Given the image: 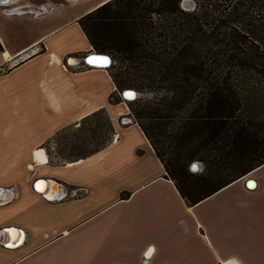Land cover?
Wrapping results in <instances>:
<instances>
[{
    "label": "crops",
    "instance_id": "1",
    "mask_svg": "<svg viewBox=\"0 0 264 264\" xmlns=\"http://www.w3.org/2000/svg\"><path fill=\"white\" fill-rule=\"evenodd\" d=\"M107 1L0 0V264H264V164L189 206L139 125L120 123L129 110L107 68L83 61L78 24ZM99 110L116 140L53 162L45 145Z\"/></svg>",
    "mask_w": 264,
    "mask_h": 264
},
{
    "label": "trees",
    "instance_id": "2",
    "mask_svg": "<svg viewBox=\"0 0 264 264\" xmlns=\"http://www.w3.org/2000/svg\"><path fill=\"white\" fill-rule=\"evenodd\" d=\"M182 1L108 0L78 24L91 52L117 54L111 102L130 104L165 177L193 206L264 164V47L229 17L210 21ZM124 90L137 97L125 101Z\"/></svg>",
    "mask_w": 264,
    "mask_h": 264
},
{
    "label": "rangeland",
    "instance_id": "3",
    "mask_svg": "<svg viewBox=\"0 0 264 264\" xmlns=\"http://www.w3.org/2000/svg\"><path fill=\"white\" fill-rule=\"evenodd\" d=\"M189 1L192 6L190 10L197 6L203 15L210 18V21L216 19L219 22L223 17H229L230 23H234L240 30L250 36L257 45L264 47V0ZM111 57L115 62H118L117 54H112ZM140 96L158 98L160 94L145 93L140 94ZM118 99L115 95L113 101L116 102ZM133 99L126 101L129 102ZM129 105L127 102L123 103L122 107L126 112L130 110ZM126 117H129V115L119 118L122 125H124L122 121L124 122ZM111 137L112 130L108 118L105 113L100 112L80 122L75 128L69 127L62 130L44 148L53 162L73 160L107 144Z\"/></svg>",
    "mask_w": 264,
    "mask_h": 264
},
{
    "label": "water",
    "instance_id": "4",
    "mask_svg": "<svg viewBox=\"0 0 264 264\" xmlns=\"http://www.w3.org/2000/svg\"><path fill=\"white\" fill-rule=\"evenodd\" d=\"M181 6L183 7L184 10H187L189 11L191 9V2L189 0H183L182 1V4ZM94 57H102L103 59V64L102 65H99V64H96L95 62V59H98V58H93ZM84 62L90 66H95V67H100V68H108L112 62L111 60V57L107 54H102V55H99L97 53H89L88 55H86V57L84 58ZM122 96L124 98H126L127 100H130V99H133L135 98V93L134 91L132 90H124L122 91ZM128 94V95H127ZM129 94H134V95H129ZM127 95V96H125ZM202 169L201 167V164L199 162H193L190 166V170L192 172H199L200 170ZM40 179H36L34 181V183L36 184V182H39ZM48 183L50 184H55L57 185L58 187V191H56V193H60L61 192V186H60V183H58L57 181L55 180H48ZM38 191V190H37ZM0 192H3V193H6V189H0ZM40 193H43V192H40ZM55 193V194H56ZM55 194L54 196L50 197L51 199H54L55 198ZM48 196V195H47ZM49 197V196H48ZM4 199L2 197H0V201H3ZM11 231H15V229L13 228H8V229H5V233H8L10 235V241L12 243V245H9L10 241H7L5 243V245L7 247H10V246H16V245H19L21 243V237H22V233L20 232V236L18 238H16L15 240H13L12 238V235H11ZM3 238V233L0 231V241H2L1 239ZM14 241V242H12Z\"/></svg>",
    "mask_w": 264,
    "mask_h": 264
},
{
    "label": "built area",
    "instance_id": "5",
    "mask_svg": "<svg viewBox=\"0 0 264 264\" xmlns=\"http://www.w3.org/2000/svg\"><path fill=\"white\" fill-rule=\"evenodd\" d=\"M68 1H75V0H68ZM43 11L45 10V9H42ZM4 11H6V13H9V12H12L13 11V9L12 8H7V9H5ZM94 53V52H93ZM81 60H83V57L82 56H71L70 57V61H72L71 62V64H79V62L81 61ZM84 61V60H83ZM133 122V118L131 117V116H129V117H126L125 119H124V122L122 121V123L123 124H126V123H128V122ZM112 140L113 141H115L116 140V135H113L112 136ZM87 192V190L85 189V188H75V189H71V190H69V191H67L61 198H66V197H76V196H79V195H81V194H83V193H86ZM60 195V194H59ZM58 196H56L55 195V198L54 199H56ZM4 201V200H3ZM3 201H0V203H2Z\"/></svg>",
    "mask_w": 264,
    "mask_h": 264
},
{
    "label": "bare ground",
    "instance_id": "6",
    "mask_svg": "<svg viewBox=\"0 0 264 264\" xmlns=\"http://www.w3.org/2000/svg\"><path fill=\"white\" fill-rule=\"evenodd\" d=\"M99 55H102V54H99ZM93 58H98V59H95V63L96 64H99V65H102L103 63V59H102V57H94L93 56ZM112 63V62H111ZM111 65V64H110ZM132 91H134V90H132ZM134 93H135V96L137 97V92H135L134 91ZM128 95V94H127ZM127 95H125V96H127ZM135 97V98H136ZM125 101L127 100L126 98H124V97H122ZM36 155L38 156V159L39 160H41V161H46V154H45V151H44V149H38L37 151H36ZM29 168H32L31 167V165H30V167ZM48 185V184H47ZM39 190H44L45 189V185H44V183H40L39 185H38V187H37ZM52 189H56V186H55V184L53 185V187H52ZM56 191H58V190H56ZM56 191L53 193L52 192V195L51 196H54V194L56 193ZM12 232H15V231H12ZM12 232H11V235H12ZM8 234V233H7ZM10 240V239H9ZM9 245H12L11 244V241H10V243H9Z\"/></svg>",
    "mask_w": 264,
    "mask_h": 264
},
{
    "label": "snow or ice",
    "instance_id": "7",
    "mask_svg": "<svg viewBox=\"0 0 264 264\" xmlns=\"http://www.w3.org/2000/svg\"><path fill=\"white\" fill-rule=\"evenodd\" d=\"M129 95H134V94H129ZM251 186V185H250ZM151 254V250H149V253H148V255H150Z\"/></svg>",
    "mask_w": 264,
    "mask_h": 264
}]
</instances>
